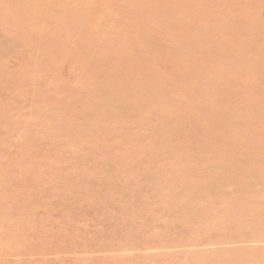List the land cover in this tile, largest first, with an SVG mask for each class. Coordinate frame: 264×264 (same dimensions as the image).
<instances>
[{
    "label": "rangeland",
    "instance_id": "obj_1",
    "mask_svg": "<svg viewBox=\"0 0 264 264\" xmlns=\"http://www.w3.org/2000/svg\"><path fill=\"white\" fill-rule=\"evenodd\" d=\"M3 1L0 264H264V0H54L60 43ZM158 6L202 59L138 36Z\"/></svg>",
    "mask_w": 264,
    "mask_h": 264
},
{
    "label": "bare ground",
    "instance_id": "obj_2",
    "mask_svg": "<svg viewBox=\"0 0 264 264\" xmlns=\"http://www.w3.org/2000/svg\"><path fill=\"white\" fill-rule=\"evenodd\" d=\"M3 1V0H2ZM29 1L31 2V0H21L20 1V9H17L18 7H15V14H16V16L13 14V13H11V16L12 17H21V15H25L26 14V12H25V4H26V2H28L26 5H29ZM33 1V0H32ZM44 1H46L47 3L48 2H54V0H44ZM66 1V0H65ZM71 1V0H70ZM76 1V0H75ZM74 1V2H75ZM165 2H167L168 0H164ZM173 1H177V0H173ZM3 2H5L6 3V1H3ZM9 2V1H8ZM83 2V1H82ZM89 1L87 0V3H88ZM91 2V1H90ZM93 2V1H92ZM233 2V1H232ZM236 2V1H235ZM32 3V5L31 6H34V4H37V3H41V1L40 2H38V0L37 1H33V2H31ZM76 3V2H75ZM85 3V2H84ZM83 3V4H84ZM140 3V2H139ZM190 3V2H189ZM239 3V2H238ZM45 5H44V7L46 6V3H44ZM50 4V3H49ZM48 4V5H49ZM59 4H64V3H59ZM116 4V3H115ZM129 4V3H128ZM154 4H161V0H157V3L155 2ZM188 4V3H187ZM234 4V3H233ZM237 4V3H236ZM66 5V4H65ZM68 5V4H67ZM69 5H71V4H69ZM68 5V6H69ZM86 5V4H85ZM89 5V4H88ZM126 5V4H125ZM177 5H179V2L177 3ZM190 5H192V3H190ZM0 6H1V8H2V5L0 4ZM15 6V5H14ZM30 6V5H29ZM73 6V5H72ZM78 6V5H77ZM92 6V5H91ZM129 6V5H128ZM148 6V5H147ZM234 6V5H233ZM27 7V6H26ZM37 7L39 8L38 10L39 11H41L39 14H41V16L42 17H44V20L47 22V23H45V24H39V25H36L35 26V28H31V29H33L34 31H37L39 34H40V36L42 37V38H46V39H49V38H51L50 39V42L52 43V42H55V43H60V42H57V41H53L52 40V38L54 37L55 38V33H57V31L58 30H60V32H62V31H66L65 29H63V28H61V27H63V26H59L61 23H62V21L60 22V24L58 25V22H57V19H56V17L58 16V15H60L59 13L63 10L62 8H61V6H59V5H57L55 2L53 3V5H52V7H50L49 9H47V8H44L43 6H42V4L41 5H37ZM65 7V6H64ZM82 8H84L85 6H81ZM93 7V6H92ZM130 7V6H129ZM159 7V6H158ZM157 7V9H156V12H157V14H156V16H159L156 20H154V21H148V23L149 24H147V20H146V18L145 19H141V20H139V22H138V25H135V26H139L140 27V31H139V33H138V36L139 37H143L144 39L145 38H147L149 35L150 36H152L153 38V41L152 42H155V43H157V44H161V45H164L166 48H167V53H169L170 51L174 54V55H176V56H178L179 58H181V57H186V55L185 54H187V50H186V47L187 46H178L179 47V49H181L179 52H176V50H175V48H174V44L175 45H178V43H179V38L183 35L182 33H188L187 32V30L189 31V32H192V33H190L189 34V36H193V32H194V29H190L191 28V26H189V25H184V24H180L177 28H175L176 29V33L174 34V35H171V33L174 31H172V29L173 28H170V27H172L173 25H174V21L172 20L173 18H171V19H166L165 17H166V12L165 13H163V14H161L162 13V6H160L159 8ZM25 8V9H24ZM36 7H34V9H35ZM131 8H132V6H131ZM185 8V7H184ZM191 8H193V7H191ZM31 9H33L32 7H31ZM37 9V8H36ZM42 9V10H41ZM60 9H61V11H60ZM75 10L76 9V7H72L71 8V10ZM45 10H47L46 11V13H45ZM76 10H79L78 8L76 9ZM83 10H85V8L83 9ZM35 10H33L32 11V15H34V16H37L38 14H35V12H34ZM38 11V12H39ZM82 12V11H81ZM58 13V14H57ZM78 13H80V11L78 12ZM83 13V12H82ZM81 13V14H82ZM84 14H85V12H84ZM89 14V13H88ZM262 14V13H261ZM71 15V14H70ZM199 15V14H198ZM264 15V14H263ZM263 15H262V17H263ZM72 16V15H71ZM82 16V15H81ZM58 17H60V16H58ZM79 17V16H78ZM22 18V17H21ZM60 19V18H59ZM69 19V18H68ZM88 19V18H87ZM82 20H84V19H82ZM82 20H79V21H82ZM262 20V18H259V20L257 21V19L256 20H254V24L256 23L257 25H260V26H262L263 25V28H264V22L263 21H261ZM59 21V20H58ZM88 21H89V19H88ZM86 22V21H85ZM129 22H131V21H129ZM180 22V21H179ZM219 22H220V20H219ZM87 23V22H86ZM133 23V22H132ZM236 23V22H235ZM88 24V23H87ZM124 24V23H123ZM126 24V23H125ZM63 25V24H62ZM83 25V24H82ZM253 25V24H252ZM80 26V25H79ZM86 26V25H85ZM88 26H90V22H89V25ZM129 27V26H128ZM247 27V30H253V27L252 26H246ZM64 28H66L65 26H64ZM88 28V27H87ZM70 29V28H69ZM82 29L84 30V28L82 27ZM86 29V28H85ZM187 29V30H186ZM201 29V28H200ZM199 29V30H200ZM81 30V29H80ZM82 30V31H83ZM73 31V30H72ZM87 31V30H86ZM123 31V30H122ZM121 31V32H122ZM138 31V30H137ZM214 30L213 29H210L209 30V32L207 33L208 35H214V32H213ZM222 32H223V30H221ZM68 32V31H67ZM74 32V31H73ZM85 32V31H84ZM84 32L82 33V34H84ZM116 32V31H115ZM150 32H153L154 34H151ZM202 32V31H201ZM63 33V32H62ZM141 33V34H140ZM158 33H160V35H156V34H158ZM263 33V30H261V34ZM59 34V33H58ZM67 34V33H66ZM65 34V35H66ZM80 34V33H79ZM119 34V33H118ZM128 34V33H127ZM131 34V33H130ZM61 35V34H60ZM70 35V34H69ZM87 35H89V34H87ZM187 35V34H186ZM77 36V35H76ZM79 37H81L80 35H78ZM170 36V38H167V37H169ZM73 37H74V35H73ZM73 37H71V39L73 38ZM204 37H206V34H204V35H201L200 36V34L198 33L197 34V38L198 39H200L201 41L204 39ZM84 38V37H83ZM118 38H119V36H118ZM127 38V37H126ZM212 38H213V36H212ZM58 39V38H57ZM79 38H77V40H78ZM101 39V38H100ZM122 39V38H121ZM196 39V38H195ZM194 39V40H195ZM80 40L81 41H83L82 40V37L80 38ZM79 40V41H80ZM197 40V39H196ZM209 40V39H208ZM226 40V39H225ZM49 41V40H48ZM48 41H47V43H48ZM75 41V40H74ZM80 41V42H81ZM96 41H97V38H96ZM100 41V40H99ZM198 41V40H197ZM212 41V40H211ZM71 42V41H70ZM69 42V43H70ZM78 42V41H77ZM83 42H85V41H83ZM200 42V41H199ZM230 42V41H229ZM233 43H236L235 41H232ZM101 43V42H100ZM143 43L144 44H140V45H138V46H136V48H130V49H128V50H122L121 48H119V49H116L117 51H119V53H120V55H119V53H117L119 56H122V57H118V58H123V59H127L128 58V56H131V59L133 58V54H132V50H133V53L135 52V51H137V53H140L141 55H142V57H144V58H147V57H149V55L146 53V50H147V48L146 49H144L145 48V46H148V45H150L151 43H145V41H143ZM71 44V43H70ZM67 44V45H69L70 46V49H65L64 50V52H63V49H62V51H61V53L62 54H64V55H68L69 53V50H71L70 51V53L72 52L74 55H71L72 56V58H73V60H77L78 61V64L76 65V67H78V65L79 66H83L84 67V64L85 63H83L84 62V59L83 58H81L80 56H78V55H76V53H75V51H76V49L75 48H77V46L78 45H76L75 43L74 44ZM95 44H97V43H95ZM173 44V45H172ZM191 44H193V43H191ZM204 44H207V43H204ZM221 44V43H220ZM223 44V43H222ZM228 44V43H227ZM230 44V43H229ZM65 45V44H64ZM197 45H199V43L197 44ZM48 46V45H47ZM54 46V45H53ZM53 46H50V48L49 49H47L48 51H50L49 53H51V55L52 56H55L56 54H53L52 53V51H53ZM194 46V45H193ZM201 46V45H200ZM199 46V47H200ZM207 46V45H206ZM225 46V45H224ZM49 47V46H48ZM54 47H56V46H54ZM80 47V46H79ZM96 47H100L99 46V44H98V46H96ZM111 46H109V48H110ZM177 47V48H178ZM194 47H196V46H194ZM204 47V46H203ZM67 48V47H66ZM148 48H150V47H148ZM176 48V49H177ZM99 49V48H98ZM35 50V49H34ZM102 50V49H101ZM101 50H100V52H101ZM196 50V48H194V51ZM207 50V49H206ZM214 50V49H213ZM97 50H95V52H96ZM115 51V50H114ZM178 51V50H177ZM181 51H183V52H181ZM203 51V50H202ZM209 51V50H208ZM222 51V50H221ZM77 52V51H76ZM180 52H181V54H180ZM191 52V51H190ZM42 53V52H41ZM60 52H58L57 54L59 55L57 58H61L60 57V55H62ZM99 53V52H98ZM102 53H103V51H102ZM116 53V52H115ZM122 54V55H121ZM132 54V55H131ZM179 54L180 55H183V56H179ZM190 54V53H189ZM199 55H192V57H190V59L188 58V54H187V57L186 58H188L187 60H186V62L185 61H183L182 59H181V61H183L184 63H182V62H180V63H178V65H182L184 68H185V65H188V64H192V62L193 61H197L198 62V59H196V58H201V54H204L203 52H201V53H198ZM99 55H101V53L99 54ZM104 55V54H103ZM151 55H153L152 53H151ZM191 55V54H190ZM89 56V55H88ZM207 56V55H206ZM223 56V55H222ZM74 57H76V58H74ZM79 57V58H78ZM117 57V56H116ZM183 57V58H184ZM154 58L155 59H157V57L156 56H154ZM193 58H195V60H193L192 61V59ZM97 59V58H96ZM185 59V58H184ZM202 59V58H201ZM158 60V59H157ZM174 60H175V58L173 57V56H169V61L171 62V63H174ZM212 60V59H211ZM57 62H59V60H56ZM52 62H55V60H54V58H52ZM189 62V63H188ZM224 62H228V61H224ZM229 63V62H228ZM70 65V64H69ZM176 64H173V66H175ZM58 66V65H57ZM59 67H61V66H59ZM58 67V68H59ZM69 67V66H68ZM71 67H74V66H71ZM181 67V66H180ZM197 68V67H196ZM185 71V70H184ZM183 71V74L184 75H186L185 77H180V81L179 82H184L183 81V78H185L186 80L187 79H191V80H195L196 81V77H199V80L198 81H200V78H202V75L201 74H195V73H190V74H188V73H186V72H184ZM172 72V71H171ZM201 75V76H200ZM150 76V75H149ZM163 76H166V74H164ZM174 77H177V76H174ZM206 79V78H205ZM247 80H245V82H246ZM179 82L177 83L176 82V85L177 86H179V85H184V84H179ZM244 82V83H245ZM174 83H175V80H174ZM173 83V84H174ZM175 85V84H174ZM186 85V84H185ZM247 85H251L250 83H248ZM79 87H80V85H79ZM187 88H188V86L185 88L186 90H187ZM207 87H205V90H208V88L206 89ZM80 89V88H79ZM83 89V88H82ZM170 89H174V87L173 88H171V82H170V86H169V90ZM184 89V90H185ZM196 89V88H195ZM207 92V91H206ZM83 93V92H82ZM204 93H205V91H204ZM205 95V94H204ZM211 95V94H210Z\"/></svg>",
    "mask_w": 264,
    "mask_h": 264
}]
</instances>
